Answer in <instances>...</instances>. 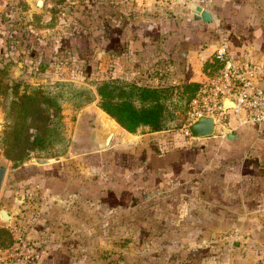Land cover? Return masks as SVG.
Instances as JSON below:
<instances>
[{
    "label": "crops",
    "instance_id": "1",
    "mask_svg": "<svg viewBox=\"0 0 264 264\" xmlns=\"http://www.w3.org/2000/svg\"><path fill=\"white\" fill-rule=\"evenodd\" d=\"M9 1L0 0V11ZM25 2L24 21L15 26L10 18L4 30L42 39L58 31L71 45L60 52L37 47L30 58L38 67L31 70L24 63L29 56L15 57L5 37L9 56L27 74L62 53L72 75L90 62L81 65L76 51L90 50L109 76L156 86L169 72L201 84L212 75L204 65L216 60L222 40H230L235 56L247 54L264 66V0H80L68 9L61 0H44L40 12ZM197 7L209 12L210 22L197 17ZM259 85L264 89V77ZM99 110L100 126L114 131L110 145L83 155L97 159L85 164L89 172L41 174L39 184L55 198L49 213L65 203L70 211L49 218L26 258L34 256V264H264V122L242 123V114L229 109L223 131L192 139L176 129L131 133Z\"/></svg>",
    "mask_w": 264,
    "mask_h": 264
},
{
    "label": "rangeland",
    "instance_id": "2",
    "mask_svg": "<svg viewBox=\"0 0 264 264\" xmlns=\"http://www.w3.org/2000/svg\"><path fill=\"white\" fill-rule=\"evenodd\" d=\"M1 1L5 2V0ZM25 3V0H14V2L10 0L8 4H4V9L0 11V13L3 14V23L11 18L14 19L15 26L21 24V22L24 21L22 11L26 9ZM57 21L62 23L64 19L59 18ZM56 32L57 35H60L58 31ZM80 52L81 51L78 50L76 54L79 58L77 61H79L81 65H83L84 60L90 61L85 68L82 69L81 66V68H78L76 71V77L79 76L80 78L81 75L85 74V71H90L83 80L76 79V77L69 74V70L65 69L68 65L66 64L67 61L64 59L66 55L62 53L59 55L56 54L57 56L53 58L54 60L51 66L36 74H27L24 68L20 67L19 64L9 56V53L7 55L0 53V83L1 86L6 89L0 94V141L3 135L8 134V126L21 120L15 119L19 104L16 103L14 105V99L16 100L21 94L30 93L31 86L40 87L41 89L51 92H57L59 90L60 92H58L60 94L63 92L62 94L65 95L66 98L64 100L59 98L60 122L62 125L60 132L64 139L62 144H49L42 151H32L25 162L17 165H14L13 162L5 156L3 148L0 145V159L7 163L6 174L0 191V209H5L9 215L12 216L9 219L0 217V228L6 230L11 239V242L5 247L0 246V264H5L4 261L12 264H34L32 260L33 258L35 260L34 256L33 258L31 257L32 259L25 257L30 256V254L26 253L28 251L24 252L22 255L14 252V249L18 250L17 248L21 244L20 239L27 243L28 248L33 242L37 241L33 240L32 237L38 235L39 231L44 229L46 224L49 223V218H54L55 215L58 216L66 213V211H70L69 207H65L68 205V203H65V201L68 202V199H65L63 200L65 206L62 205L63 211H59L57 214L54 210H51L55 214H53V212L52 214L49 213L51 203L54 204L55 198L52 194L47 192L44 185L39 184L40 180L43 178V174L48 171L47 168H50V171H54L56 168L59 172H89V167L85 166V164L94 157L87 158L83 157V155L95 151L97 148H101L98 144V140L102 133H105L106 129L99 124L101 116L100 108L98 107L96 87L97 82L109 78L108 68L104 66L99 69L97 59L95 63V61H92L91 56H89L93 54L92 51H86L84 56H80ZM76 54L73 55L74 58L72 57L71 63L75 62V58L77 59V56L75 57ZM15 82L19 84L17 88L14 86ZM61 82H64V87H60L59 83ZM154 84L155 83L151 82L147 83V85ZM173 97L175 98L174 100L177 99V96L174 95ZM181 104L185 107L183 100ZM41 106V108H45V115L51 113V109H46L44 104H41ZM169 108L174 117L169 123L170 129H176L178 133L183 134L185 137H187V135L191 136L188 128H186V113L173 107ZM39 124L40 121L37 122L33 120L31 116H28L25 120V127L30 136V140L33 139L34 135L39 133L37 130ZM221 130L223 131L224 128L220 127L216 129L215 132ZM143 132H146L145 128L137 131V133ZM186 132L189 133L186 134ZM9 135L10 134H8V136ZM115 136H117V134H115ZM128 136L127 141L130 142L141 138L139 134L137 136ZM192 139L196 138L192 137ZM108 146L103 149H108ZM38 158L48 159L50 162L46 165L40 164L36 161ZM53 165H55L54 168ZM102 169L104 170V167H102ZM106 170H108V168H106ZM77 214L81 213L79 212ZM37 249L38 248L35 249L34 246L36 252L38 251ZM29 259L31 260L30 262H28ZM16 261H18V263H15ZM262 261H264V258Z\"/></svg>",
    "mask_w": 264,
    "mask_h": 264
},
{
    "label": "trees",
    "instance_id": "3",
    "mask_svg": "<svg viewBox=\"0 0 264 264\" xmlns=\"http://www.w3.org/2000/svg\"><path fill=\"white\" fill-rule=\"evenodd\" d=\"M2 19L0 16V53L3 55L8 54L9 50L5 37L9 38L14 48L15 57L29 56L24 60V63L31 70L38 67L35 59L30 58L31 53L37 47L40 49L48 46L50 49L54 48V52H58L66 51L71 46L66 38L59 34L57 35V32L47 39H42L29 31H24L21 37H19L15 27L14 30H4ZM228 42L229 46H231L230 40ZM79 51H81L80 56H84L87 50ZM49 55L51 57L53 54L50 52ZM169 58L170 55L164 56L165 62H170ZM204 66L210 69V74H212L220 66V63L214 60L211 64L206 63ZM88 73L90 71H85V74L81 75V78L79 76H77L78 78L76 77V72L72 75L76 79L83 80L87 77ZM59 85L60 87H64L65 84L61 82ZM200 85L195 82L186 83L176 80L169 72H164L156 86L142 85L138 84L135 80L121 79L110 75L108 79L97 82L98 107L128 132L135 133L139 129L144 128H147L148 132L167 130L171 128L169 123L174 118L169 107L186 113L189 102ZM14 86L17 88L19 84L15 82ZM30 89V93L21 94L16 100L14 99L13 104H19L15 119L21 120L8 126V134L10 135H3L0 141L5 156L14 165L25 162L32 151H42L49 144H62L64 142L60 132L62 125L60 122L59 100L61 98L63 100L66 99L65 95L62 94L63 92L60 94L59 90V92L57 90V92H51L34 86H31ZM4 90L6 89L0 83V94ZM174 95L177 96L176 100H174ZM182 100L185 103V107L181 104ZM41 104H44L46 109H51V113L45 115V108H41ZM227 113L228 116L232 114L231 112ZM28 116H31L37 122L40 121V124L37 126L39 133L34 135L32 140H30L25 127V120ZM227 123L230 125L229 122ZM120 155L126 156L127 154L117 153L115 157H119ZM89 162L96 164L97 159L94 157ZM54 167L55 165H53ZM47 169L48 171L44 173L46 176H48V172H58L56 168L54 171H50V168ZM9 242H11L9 233L0 228V246L5 247Z\"/></svg>",
    "mask_w": 264,
    "mask_h": 264
},
{
    "label": "built area",
    "instance_id": "4",
    "mask_svg": "<svg viewBox=\"0 0 264 264\" xmlns=\"http://www.w3.org/2000/svg\"><path fill=\"white\" fill-rule=\"evenodd\" d=\"M64 9L80 0H61ZM214 58L220 63L212 75L197 89L186 112V128L200 116H211L216 129L228 125L227 110L231 109L242 123L264 122V89L259 85L264 77V66L247 54L235 56L229 49L228 40L220 41ZM231 103V104H229ZM189 133V132H187ZM16 254L28 250L20 239Z\"/></svg>",
    "mask_w": 264,
    "mask_h": 264
},
{
    "label": "water",
    "instance_id": "5",
    "mask_svg": "<svg viewBox=\"0 0 264 264\" xmlns=\"http://www.w3.org/2000/svg\"><path fill=\"white\" fill-rule=\"evenodd\" d=\"M31 2L32 10L34 12H40L42 10L44 0H27ZM197 17L201 18L204 22H210L211 21V15L208 11L202 9L201 7L196 8ZM214 121L211 116H200L196 120H194L191 124L188 125V130L192 137L194 138H201V137H207L214 134ZM106 129L105 133L100 136V139L98 140V144L101 146V148H105L109 145L110 140L113 136L114 131L110 132V129L105 127ZM36 161L40 164H49L48 159L44 158H38ZM7 169V163L0 159V191L2 188V184L4 181V177L6 174ZM0 217L3 219H9L10 215L5 209H0Z\"/></svg>",
    "mask_w": 264,
    "mask_h": 264
},
{
    "label": "bare ground",
    "instance_id": "6",
    "mask_svg": "<svg viewBox=\"0 0 264 264\" xmlns=\"http://www.w3.org/2000/svg\"><path fill=\"white\" fill-rule=\"evenodd\" d=\"M229 104H231V103H229ZM111 131H113V130L110 129V132H111Z\"/></svg>",
    "mask_w": 264,
    "mask_h": 264
}]
</instances>
